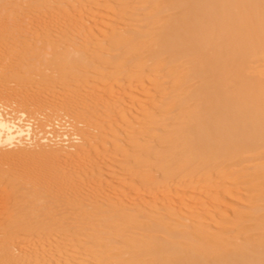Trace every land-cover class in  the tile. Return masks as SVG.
Instances as JSON below:
<instances>
[{"label": "bare ground", "instance_id": "1", "mask_svg": "<svg viewBox=\"0 0 264 264\" xmlns=\"http://www.w3.org/2000/svg\"><path fill=\"white\" fill-rule=\"evenodd\" d=\"M0 38L66 131L0 113V264H264V0H0Z\"/></svg>", "mask_w": 264, "mask_h": 264}, {"label": "rangeland", "instance_id": "2", "mask_svg": "<svg viewBox=\"0 0 264 264\" xmlns=\"http://www.w3.org/2000/svg\"><path fill=\"white\" fill-rule=\"evenodd\" d=\"M0 40H1V38H0ZM1 41H2V40H1ZM4 42H5L4 40L2 41V43L0 42V54H1V55H0V66H1L0 69L2 68V69L0 70V75H1V76H0V81H1V82H0V85H1V83H3V82H4V84H5L7 87H8L9 85H11V86H9V88L11 87L10 90L13 91L12 89H14V87L16 88L17 86H19L20 83L16 82V81L18 80L17 78H16V81H15L16 83L13 81V79L15 80V78H14L15 76H14V77L12 76L13 79H9V78H8L9 76L7 75V73H10V72L13 71V72L16 74V72H17V76H18V75L22 72L21 70L24 71V67L26 66L25 63H23L21 60H25V58L27 59V57L29 58V56H25V55H27L28 53H27V54L24 53L25 55H23V54H22L23 52L21 53L22 50H21V51H18V50H16V49H14V50H10V49H9V50L12 51V52H8L9 50L6 49V46H3ZM5 43H6V42H5ZM3 47H4V49H2ZM23 51L26 52L27 50H23ZM29 51H30V50H29ZM33 51H34V50H33ZM35 51H39V50H35ZM35 51H34L33 53H36ZM41 51H42V50H41ZM39 52H40V51H39ZM42 52H44V51H42ZM45 52H47V51H45ZM45 52H44L43 54H45ZM8 53H9V54H8ZM13 53H14V54H13ZM29 53H31V51H30ZM18 54H19V55H18ZM21 54H22V56H20ZM31 54H32V53H31ZM29 55H30V54H29ZM38 55H39V57L42 56V54H40V53L37 54V56H38ZM47 55H48V57H49V55H50L49 52L47 53ZM6 56H7L8 59L5 58ZM24 56H25V58H24ZM10 57H11V58H10ZM15 57H16L18 60H17ZM19 57H20V58H19ZM21 57H22V58H21ZM30 57H31V58H29V59H32V57H33L34 59H33V60H30L29 63H30V62H34L35 60H37V61H35V62L33 63L34 65L31 66V67H29V68H31V69L35 68V69H36V70L34 69L35 71H38L37 69H39L40 71H39V72H35V71H34V72H31V71H33V70H30V72H28V71L26 72V71H25V72H23V73H24V76L26 77V76H28V75H33L32 73H34V74H35V73H39V74H38V76H37V74H35L36 77H35L34 75H33L34 77H29L30 79L33 78L32 80H30L28 77H27V78H28L29 80H25V77H24L23 80H25V81H27V82H25V81L23 82V80H22L21 78H19V79L21 80V83L23 82V84H21V85L23 86V88H24L25 86H26V87H29L31 90L33 89L34 92L36 93L37 90L39 91V89H40V87H41V84H40V83H43V81L41 80L40 77H42V75H43L42 70L44 69V66H46V65H44L43 67H42V66H38V67H39V68H38V67L35 66V64H36V65H40V64L42 65L43 63H44V64H47V63H49V61H50L49 58H51V57L53 58V55L51 54L50 57L48 58V57L46 56V54H45V55L42 56L43 58L41 57L42 60H41V58L36 57L35 55H34V56H31V55H30ZM44 57H45L46 59L48 58L47 61H46V59H45ZM1 58H2V59H1ZM9 58H10V59H9ZM13 59H14V60H13ZM19 59H20V60H19ZM53 59H54V58H53ZM3 60H4L5 62H3ZM6 60H7V62H6ZM38 60H41L43 63H42L41 61H38ZM25 61H26L27 65H28V64H29V63L27 62L28 60H25ZM44 61H45V62H44ZM1 62H3L5 65H3V63H1ZM17 62H18V63H17ZM46 62H47V63H46ZM51 62H53V60H52ZM9 63H10V64H9ZM39 63H40V64H39ZM17 64H19L21 67L23 66V67H22L23 69H21V70L18 69L19 65H17ZM22 64H23V65H22ZM30 64H32V63H30ZM49 64H50V67L53 66L52 63H49ZM2 65H3V66H2ZM8 65H10L11 68H10V71H9L8 68H7V73H6V66L8 67ZM13 65H14V66H13ZM12 66H13V68H12ZM15 66H17V68H16ZM28 66H29V65H28ZM26 67H27V66H26ZM46 67H47V66H46ZM48 67H49V65H48ZM52 68H53V67H52ZM3 69H4V70H3ZM15 69H16V70H15ZM48 69H49V68H48ZM108 69H109V70H112L111 68H108ZM18 70H19V71H18ZM26 70H29V69H26ZM50 70H51V69H50ZM50 70L48 71V70L45 68L44 73H46V71H48L49 73L55 71V70H52V71H50ZM109 70H108V71H109ZM2 71H3V72H2ZM15 71H16V72H15ZM48 72H47V74H48ZM14 73H11V74H14ZM26 73H28V75H25ZM40 73H42V74H40ZM5 74H6V75H5ZM15 74H14V75H15ZM21 74H22V73H21ZM92 74H93V73H92ZM22 75H23V74H22ZM22 75H21V77H22ZM93 75H94V74H93ZM4 76H5V77H4ZM19 76H20V75H19ZM39 76H40V77H39ZM1 77H2V78H1ZM38 77H39L40 79H38ZM10 78H11V77H10ZM27 78H26V79H27ZM35 78H36V80L38 79L40 82L36 81ZM42 78H43V77H42ZM8 79H9V80H8ZM10 80H11L12 82H10ZM7 81H9V84L7 83ZM18 81H19V80H18ZM29 81H30V82H29ZM33 81H34L35 83H32ZM41 81H42V82H41ZM5 82H6V83H5ZM28 82H29V84L31 83L32 86H30V85L28 84ZM110 82H111V81L109 80V82H108L109 85H111ZM10 83H11V84H10ZM17 83H18L19 85H18ZM26 83H27V85H26ZM36 83H37V84L39 83L40 85L38 84V86H37ZM15 84H16V86H15ZM33 84H34V87H37V89H36V88H33ZM21 85H20V86H21ZM35 85H36V86H35ZM3 86H4V85L2 84V88L5 89L6 87H5V86L3 87ZM13 86H14V87H13ZM20 86L18 87V89L20 88ZM22 86H21V87H22ZM39 86H40V87H39ZM26 87H25V88H26ZM31 87H32V88H31ZM43 87L45 88V85L43 86V84H42V87H41L42 90H44ZM0 88H1V87H0ZM3 89H1L0 91H2ZM6 89L9 90L8 88H6ZM6 89H5V90H6ZM18 89H16V90H18ZM41 89H40V90H41ZM45 89H46V88H45ZM10 90H9V91H4V90H3L2 92H0V94H1L2 96H4V97H1V95H0V102L2 101L1 104H0V106L3 108V109L0 108V113H1L6 119H7V118L9 119V118L12 117V119L15 120L16 123L21 124V125H25L24 123L27 122V121H29V122L26 123V124H29V123H30V117H31V119H33V120H31V123H30V124H31V128H32V130H33L36 126L39 128L40 123H39V124H36V125H35V123H36V122L38 123L39 121H40V122H41V121H43V122L45 121V120H42V118L45 119V118L43 117V116H44L43 114H42L43 116L40 118V115H41V114H40V115L37 114V116H36V114L33 115V114H31V113L29 112V113H26L25 116L20 115V116H22V118H19V116L17 117V115H19L20 113H19V114H17V112L14 113V112L16 111V109H17L16 107H14L15 109H13V107L10 105V103L7 104V105H2V104L5 103L4 101H6V100H3V98H4V99H7V98H5V97L9 95ZM14 90H15V89H14ZM19 90H20V89H19ZM23 90H26V92L29 91L28 93L32 92V91L29 90L28 88L23 89ZM23 90H22V91H23ZM3 92H4V93L6 92V94H3ZM34 92H32V93L34 94ZM41 92H43V91H40L39 93L41 94ZM32 93H30V94H32ZM37 93H38V92H37ZM34 95H36V94H34ZM37 95H38V94H37ZM37 95H36V96H37ZM39 96H40V95H39ZM8 97H9V96H8ZM1 98H2V100H1ZM7 103H8V100H7ZM3 106H6V108L8 107L6 111H4L5 107H3ZM10 106H11V107H10ZM11 108H12V109H11ZM4 112H5V113H8L7 116H6V114H5ZM11 112H12L13 114H17L15 118H14L13 114H11ZM9 113H10V117L8 116ZM34 117H35V118H34ZM16 118H17V119H16ZM18 118H19L21 121H18ZM36 118H37V119H36ZM40 119H41V120H40ZM16 120H17V121H16ZM24 120H25V122H23ZM33 121H36V122H33ZM61 122H62L63 124L60 123V124H61V125H60V124L58 123L59 126L57 125V127L55 126V125L57 124V122L53 121L52 123H50V124H51V125H50V128H47L46 134H45V131H44V132H41V131L43 130L42 128H44V127H41V126H40V128H41L42 130H38L39 132L36 130L38 133L35 132V130H33V131H32V135H33L34 132H35V135H36V133H37L38 138H39L40 141H41V139H42V137H40V136H42V135H40V133L44 134V135H43V136H44L43 138H46V139H47V138H50V140H51V141H49V143H48V140H49V139H48V140L45 139V140H43V142H41V145H38L39 140H38V138H37V140H36V142H38V143H36L37 146H39V147H40V146L43 147V146L45 145V143H46L47 147H48V146H53L52 143L54 144L55 139H56V135H57V134H58V135H62V132L64 133V131H65V130H63L62 128H59L60 126L63 127V125L65 124L63 121H61ZM32 124H33V125H32ZM141 124L144 125L145 122H144V123L142 122ZM34 125H35V126H34ZM52 125H53V126H52ZM37 127H36V129H37ZM45 129H46V127L44 128V130H45ZM54 129H55V130H54ZM60 129H61V131H60ZM51 130H52V131H51ZM65 132H66V131H65ZM49 133H50V134H49ZM59 133H60V134H59ZM48 136H49V137H48ZM71 137H72V136H71ZM71 137H68L69 140L71 139L70 141L67 140V138H65V141H67L68 145H72V143H73V141H72L73 137H72V138H71ZM51 138H52V139H51ZM63 138H64V137H63ZM63 138H61V139H63ZM52 140H54V141H52ZM45 141H47V142H45ZM50 142H51V143H50ZM47 143H48V144H47ZM39 144H40V143H39ZM42 144H43V146H42ZM49 144H50V145H49ZM75 144H76V143H75ZM46 145H45V146H46ZM73 145H74V143H73ZM39 147H38L37 149H39ZM3 148H4V149H1V150H5V149H7L8 147L4 146ZM214 179H215V178H214ZM214 181H215V182H214ZM217 182H218V183H217ZM208 183H209V187H212L214 184H219V183H220V184L222 185V184H224L225 182L223 181V183H221V182H219V181L213 180V183H214L213 185H212L211 181H209ZM251 197H252V199H255V198H256L255 195H254V196H251ZM257 197H258V196H257ZM255 201H256V200H255ZM256 206H258V205H256ZM256 206H255V207H256ZM241 207H243V206H241ZM244 214H245V213H241V212H239V213H238V217H242ZM220 219H221L222 221H224V222H230V221L233 219V217H232V216H231V217L220 216ZM227 228H228V227H227Z\"/></svg>", "mask_w": 264, "mask_h": 264}]
</instances>
